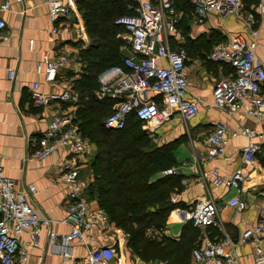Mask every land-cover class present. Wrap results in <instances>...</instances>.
Wrapping results in <instances>:
<instances>
[{
  "label": "built area",
  "instance_id": "2783aa9c",
  "mask_svg": "<svg viewBox=\"0 0 264 264\" xmlns=\"http://www.w3.org/2000/svg\"><path fill=\"white\" fill-rule=\"evenodd\" d=\"M21 2L22 0H15ZM49 9L51 32L62 31L64 25L76 17L79 0H45ZM192 16L197 23H204L209 15L219 17L235 15L242 18L249 34L235 33L217 42L207 54L209 61L229 66L228 75L217 80L213 86L214 103L217 107L232 113H244L264 117V61L257 55L259 18H264V0H259L250 9H246L244 0H191ZM12 0H0V31L5 26L1 17L4 11H10ZM179 15L175 11L173 0H144L138 3L133 14L120 16L116 23L124 26L129 33L131 52L123 58L122 65L111 66L98 77L97 99L114 100L112 112L105 118V127L124 128L132 114L141 120L144 127L153 123L150 132L179 115L188 121L199 112L200 98L189 95L191 83L186 63L188 52L184 46L175 45L172 35L177 32ZM66 26V25H65ZM77 40L89 45L90 38L84 25L75 28ZM4 38H7L6 36ZM34 40H30L29 49L33 50ZM69 62L66 54L56 58L44 53L38 69L46 80H54L59 68ZM9 78H16V69H9ZM31 100L37 106L54 105L51 120L37 139L33 155L45 159L58 150L65 151L62 162V181L67 185V215L65 222L71 223L70 232L62 238V245L71 241H92L90 234L96 222H102L104 228L112 223L102 209H93L87 191L90 179L81 172L86 156L90 152V141L83 136L75 110H67L63 103L76 109L82 100L80 91L65 88L61 92L47 93L36 82L31 90ZM258 132L250 126L229 129L224 124L216 125L206 135V155L215 158L225 153L229 140L237 136H246L249 143L243 147L245 162L253 163L256 155L262 151L259 142L254 140ZM179 166L163 171L164 175L175 174ZM215 185L239 188L248 177L241 171L231 176L221 175L218 169L209 174ZM35 187L26 191L16 189L13 178L7 175L0 155V263L27 264V246H39V231L42 225H48L50 219L41 216L30 202ZM227 205L244 210L247 203L239 195L232 196ZM183 222L194 227H209L217 223L219 207L213 198L199 199L191 207L174 210ZM28 231L29 243L21 241L23 232ZM128 233L124 232L125 239ZM51 241L56 236L50 232ZM252 240L255 244V264H264V204L261 218L245 230L239 242ZM200 264H243L236 252L232 240L207 238L197 246L192 254ZM82 264H128L116 245H102L89 249ZM152 264V263H143Z\"/></svg>",
  "mask_w": 264,
  "mask_h": 264
},
{
  "label": "crops",
  "instance_id": "0c3cea01",
  "mask_svg": "<svg viewBox=\"0 0 264 264\" xmlns=\"http://www.w3.org/2000/svg\"><path fill=\"white\" fill-rule=\"evenodd\" d=\"M136 1L139 3L144 0ZM182 2L186 6L175 1L179 22L172 41L189 51L186 63L191 83L189 95L200 98L199 112L188 121L181 119L178 114L174 115L176 121L173 126H167L171 118L151 134L158 136L161 143L157 144L160 145L176 141L174 152L179 169L175 174L179 176L182 185L179 191L172 194V201L179 203V207L188 209L199 199L213 198L219 207L217 223L197 229L200 244L207 238L222 239L228 236L240 261L243 264H255L254 242L249 240L242 243L239 239L245 230L258 222L262 214L264 117L259 119L241 112L232 113L215 105L213 86L217 80L230 73V68L207 59L211 48L208 41L213 32L228 38L235 33L248 35L249 29L244 20L235 15L223 18L211 14L204 23H197L192 15L185 19L184 14L188 13V8L192 12L193 7L191 0ZM79 12L77 9L76 17L66 23L58 33L51 32L49 9L45 0H22L20 3L12 0L11 10L1 13L6 26L0 31V155L7 175L16 183V189L26 191L33 185L35 193L30 197V202L41 216L50 219L48 225L40 227L39 246H27V264H82L89 249L102 245L119 247L128 264L148 263L132 253L126 246L127 239L123 236L125 231L112 221L107 228L97 221L90 234L92 241L75 240L68 245H62V238L71 230V223L64 220L67 215L68 196L67 185L61 179L65 151H55L45 159H37L33 155L37 139L48 127L54 105L59 103L53 102L49 106L35 105L31 100L33 85L40 82L41 89L47 93H59L65 88L81 93L77 88L83 71L80 50L86 45L75 37V28L79 25L86 26ZM184 20L186 23H183ZM183 24H187V33H183ZM86 32L88 34L87 28ZM88 37L90 38L89 35ZM30 40H34L33 50L29 49ZM44 53H49L52 58L62 53L69 59L67 64L59 68L54 80H46L44 73L38 69ZM256 53L264 61L263 17L259 18ZM9 69H16L14 80L9 78ZM62 107L75 110L77 115L80 105L73 109L69 104L63 103ZM218 124H224L231 130L240 129L242 126L257 130L254 140L260 143L262 151L256 155L253 163H247L243 159L242 149L249 143V138L240 135L229 140L223 155L211 159L207 157L206 135ZM152 127L153 123L147 124V128ZM160 130H163L161 134ZM92 150L90 148L87 161L81 166L82 174L89 179L92 177L91 164L95 155ZM214 169L226 176L241 171L248 178L241 182L239 188L215 185L211 175L205 176ZM235 195L246 201L247 207L244 210L227 205L228 200ZM90 201L93 209H100L96 200ZM185 225L186 222L181 221L173 210L168 216L163 233L179 239ZM51 231L56 236L54 242L50 238ZM21 241H31L28 231L22 233ZM192 263L200 264L193 256Z\"/></svg>",
  "mask_w": 264,
  "mask_h": 264
},
{
  "label": "trees",
  "instance_id": "16d2710c",
  "mask_svg": "<svg viewBox=\"0 0 264 264\" xmlns=\"http://www.w3.org/2000/svg\"><path fill=\"white\" fill-rule=\"evenodd\" d=\"M175 1L179 0H174V5ZM258 1L244 0L246 9ZM128 5L134 7L127 8ZM137 5L136 0H79L78 3L90 43L80 50L83 71L77 88L81 90L82 100L77 122L83 136L97 145L87 195L129 234L126 246L141 260L152 264H193V250L201 245L198 228L186 223L179 239L163 233L169 214L180 206L172 201V194L181 189L179 176L162 175L164 170L177 164L176 141L153 143L154 135L143 129V122L135 114L129 117L124 128L105 127L104 120L115 102L97 99L95 95L100 73L122 65L125 48L130 47L125 37L127 30L116 20L133 14ZM188 9L185 19L192 17L191 8ZM183 25V33H187V24ZM224 39L213 32L208 42L213 48Z\"/></svg>",
  "mask_w": 264,
  "mask_h": 264
},
{
  "label": "rangeland",
  "instance_id": "374dc122",
  "mask_svg": "<svg viewBox=\"0 0 264 264\" xmlns=\"http://www.w3.org/2000/svg\"><path fill=\"white\" fill-rule=\"evenodd\" d=\"M182 1H183V0H179L180 3H182ZM137 2H138V1H137ZM176 3H177V1H176ZM182 4H183V3H182ZM132 7H134V5H128L127 8H132ZM79 13H80V12H79ZM80 14H81V13H80ZM81 16H82V15H81ZM124 28H125V27H124ZM125 29H126V28H125ZM125 37H126V39L129 40V34H128V31L126 32ZM209 46L211 47V45H209ZM211 48H212V47H211ZM211 48H210V49H211ZM125 49H126V50H125V55H127V54H129V53L131 52L130 47H127V48H125ZM210 49H209V50H210ZM175 116H176V115H175ZM171 118H172V119H171L170 122L167 123V126H168V125H169V126H170V125L173 126V125L175 124V121H176V119L174 120L175 117L173 116V117H171ZM143 129L146 130V131H148V133L151 134V132H150L147 128L145 129V128L143 127ZM162 132H163V130H160L159 134H161ZM153 143H161V141L159 140L158 136H155V135L153 136ZM90 144H91V149H93L92 152L94 151V154H95V152L97 151V145H96V143H95L94 141H91V140H90ZM175 146H176V144H174V148H175ZM172 166H174V165H172ZM172 166H171V167H172Z\"/></svg>",
  "mask_w": 264,
  "mask_h": 264
}]
</instances>
